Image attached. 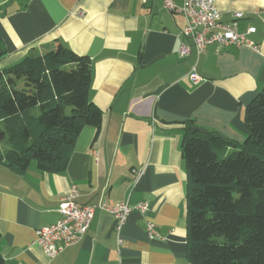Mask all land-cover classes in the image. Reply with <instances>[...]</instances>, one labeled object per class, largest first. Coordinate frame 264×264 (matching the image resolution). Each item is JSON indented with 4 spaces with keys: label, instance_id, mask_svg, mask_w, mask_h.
Masks as SVG:
<instances>
[{
    "label": "crops",
    "instance_id": "obj_1",
    "mask_svg": "<svg viewBox=\"0 0 264 264\" xmlns=\"http://www.w3.org/2000/svg\"><path fill=\"white\" fill-rule=\"evenodd\" d=\"M165 0H0V68L45 54L59 43L92 63L90 99L103 112L99 131L84 126L63 172L32 161L23 175L0 163V254L5 264H193L187 257L186 122L244 141V111L264 89V0H216L224 21L242 12V31L258 46L211 45L179 53L185 18ZM179 6L183 0H174ZM195 69L203 80L192 83ZM3 147V145H2ZM141 175L136 181V174ZM77 185L80 204H150L163 238L150 239L133 211L118 243L115 218L97 208L84 237L50 258L36 230L56 222Z\"/></svg>",
    "mask_w": 264,
    "mask_h": 264
},
{
    "label": "trees",
    "instance_id": "obj_2",
    "mask_svg": "<svg viewBox=\"0 0 264 264\" xmlns=\"http://www.w3.org/2000/svg\"><path fill=\"white\" fill-rule=\"evenodd\" d=\"M5 54L0 42V60ZM91 83V59L62 43L0 68V163L19 175L32 161L42 171H65L83 127L102 125ZM244 121L242 142L192 120L184 127L193 264H264V89L246 106Z\"/></svg>",
    "mask_w": 264,
    "mask_h": 264
},
{
    "label": "built area",
    "instance_id": "obj_3",
    "mask_svg": "<svg viewBox=\"0 0 264 264\" xmlns=\"http://www.w3.org/2000/svg\"><path fill=\"white\" fill-rule=\"evenodd\" d=\"M164 2L168 10L181 14L185 18L186 24L180 33L183 42L179 53L182 56L189 55L192 48L201 54L211 45L258 48L257 44L248 36L256 33L257 27L251 25L246 31H242L240 28L239 21L243 18L242 12H234L233 19L227 22L222 19V13L216 5V0H183L181 6L177 5L174 0H165ZM259 14L264 17V9L260 10ZM188 78L194 84L203 80L195 69L189 73ZM140 175V172L136 174V181ZM79 196L77 185H72L59 204V219L36 230V241L50 258L56 257L66 247L78 243L84 237L90 228L97 208L109 212L115 218V230L120 245L123 241L121 230L133 211H138L146 216L145 231L150 239L163 238L155 223L147 218L150 210L148 202L140 201L131 204L129 200H125L110 206L105 202L80 204Z\"/></svg>",
    "mask_w": 264,
    "mask_h": 264
},
{
    "label": "water",
    "instance_id": "obj_4",
    "mask_svg": "<svg viewBox=\"0 0 264 264\" xmlns=\"http://www.w3.org/2000/svg\"><path fill=\"white\" fill-rule=\"evenodd\" d=\"M191 129L195 130V129H200V128H198V127H195V128H191Z\"/></svg>",
    "mask_w": 264,
    "mask_h": 264
}]
</instances>
